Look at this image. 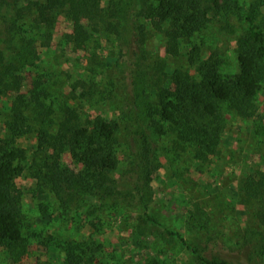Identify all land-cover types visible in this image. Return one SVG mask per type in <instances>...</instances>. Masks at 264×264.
I'll return each instance as SVG.
<instances>
[{
    "label": "rangeland",
    "instance_id": "374dc122",
    "mask_svg": "<svg viewBox=\"0 0 264 264\" xmlns=\"http://www.w3.org/2000/svg\"><path fill=\"white\" fill-rule=\"evenodd\" d=\"M16 1L0 9V68L2 62L23 68L15 70L21 92L29 93L36 80L42 82L47 92L43 100L54 109L55 124L65 103L76 107L86 121L96 115L116 119L120 164L114 177L124 194L139 187L148 202L144 205L131 196L104 199L84 194L79 203L64 209L53 192L37 189V180L26 169L17 184L24 192L23 211L33 233L23 250L10 254L0 246V264H70L68 250L77 243L89 254L100 247L90 264H199L182 239L231 264H264V82L256 96L254 117L243 118L223 106L221 141L207 159H198L192 144L180 140L168 123L159 126L147 109L155 100L157 85L164 83L159 81L164 78L158 63L169 75L177 67L190 68L197 75L188 61L194 44L204 56L216 53L221 58L222 74L238 73L237 38L251 23L236 14L216 15L191 41L172 51L154 30L140 47L129 33L144 23L138 13L141 0H124L117 13H112L113 4L103 0L106 21L84 43L70 42L74 21L64 10L49 45H44V28L34 20V9L28 8V0H20L19 5ZM251 1L239 0L243 10ZM83 92L91 93L89 101L82 98ZM14 97L13 90L0 95V139L9 137L6 122ZM33 112L28 114L37 126L42 117L33 118ZM139 141L150 153L149 188L133 171V151ZM14 143L31 157L37 147L36 132ZM59 150L67 165L76 171L82 168L67 147ZM248 178L263 182L260 198L247 197ZM251 236L261 243L258 259L249 258V249L241 251Z\"/></svg>",
    "mask_w": 264,
    "mask_h": 264
},
{
    "label": "trees",
    "instance_id": "16d2710c",
    "mask_svg": "<svg viewBox=\"0 0 264 264\" xmlns=\"http://www.w3.org/2000/svg\"><path fill=\"white\" fill-rule=\"evenodd\" d=\"M106 1L115 7L111 8L112 13H117L118 7L123 9L120 4L124 0ZM28 2V8L34 9V20L44 28V45H49L58 15L64 10L74 21L73 33L69 34L70 42L78 45L90 37L91 31L98 32L106 21L103 0ZM7 3L10 0H0V9ZM16 3L19 5L20 0ZM262 4V0H253L243 10L239 0H141L138 13L144 18V23L136 25L137 29L129 33L140 47L145 44L150 30H154L165 38L168 51H172L184 41H191L216 15L236 14L251 23L237 38L239 71L236 74H222L221 58L216 53L204 56L198 44L192 46L188 55L189 65L197 75L191 73L190 68L180 67L169 75L164 72L161 62L158 63L164 78L159 81L164 83L157 85L155 100L147 106L149 115L158 118L159 126L168 123L180 140L192 144L198 159H207L217 150L225 121L224 105L243 118L256 115V96L264 82ZM15 70L19 72L23 68L2 62L0 95L13 90L15 97L6 122L9 137L0 139V246L10 254L23 250L33 233L23 211L24 192L17 184V178L26 169L37 180V189L53 192L64 209L79 203L84 194L104 199L131 196L147 205L148 200L139 187L135 193L124 194L120 180L114 177L120 164L117 150L120 123L103 115L86 121L76 107L65 103L61 118L55 124L51 115L54 109L46 106L43 100L47 92L41 87L42 82L36 80L29 93L21 92L20 75ZM81 95L89 101L91 93L83 92ZM33 109V118L42 117L37 126L28 114ZM31 132H36L37 147L29 157L27 149L14 141ZM62 145L68 148L74 161L82 165L79 171L63 161L59 150ZM149 154L147 147L141 148L139 141L133 151L136 162L133 171L143 178L148 188L153 173ZM121 178L126 177L121 175ZM250 179L244 187L247 197L260 198L263 182H251ZM182 242L193 251L199 264H231L228 260L205 255L200 248L192 247L183 239ZM260 244L257 236H251L241 246V251L249 249V258L258 259ZM82 248V244L77 243L68 250L67 261L70 264H90L94 257L92 254L100 247H96L92 254Z\"/></svg>",
    "mask_w": 264,
    "mask_h": 264
}]
</instances>
